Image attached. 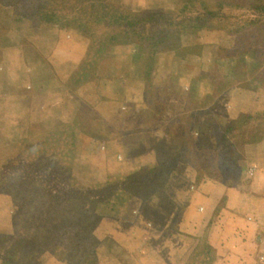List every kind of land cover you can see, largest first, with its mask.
<instances>
[{
  "label": "rangeland",
  "instance_id": "374dc122",
  "mask_svg": "<svg viewBox=\"0 0 264 264\" xmlns=\"http://www.w3.org/2000/svg\"><path fill=\"white\" fill-rule=\"evenodd\" d=\"M44 1L37 8V2L0 0V264L253 263L256 256L247 260L248 256L243 254L253 249L249 241L245 243L243 235H234L229 228H217V223L202 238L173 234L168 239L163 227L170 222L171 204L164 205L160 220L147 222L156 232L164 230L163 235L158 233V237L145 242L131 240L127 238V226L119 223L114 229L117 239L97 236L95 229L103 218L115 221L123 213L129 216V199H134L136 206L132 209L138 212L151 189H158L160 184L164 187L168 181L146 169L127 174V170L119 168L122 164L129 166L126 148L132 145L129 151L135 160L134 154L140 153L141 145L129 143V139L117 134L118 126L114 129L99 121L92 127L89 113L81 126L59 124L67 109L74 106L60 109L58 105L63 91L79 84L89 85L93 70H105L101 67L104 64L111 79L101 80L98 87L112 86L107 90L115 93L114 97L123 94L121 88L116 92L125 82L132 86V93L129 88L125 91L137 96L141 89L139 73L148 74V67L152 71L156 65L154 58L160 72L182 69L190 74L203 69L215 73L210 100L226 95L232 83L253 89L246 99L243 93L234 94L236 104L248 106V117H239L233 127L220 128L232 136V144L238 146L240 153L245 152L246 145L240 143L238 134L250 135L253 131L264 137V64L249 63L250 69L241 61L244 56L264 60V0H66L64 6L54 5L53 23H43L38 15L42 8H47V0ZM231 31L238 32L242 47L229 49L218 45ZM112 37H117V41L110 42ZM149 37L153 42L168 39L179 48L166 50L170 45L167 41L154 52L148 46L152 41L141 43V39ZM173 52L181 60L173 59L172 68L164 67V56ZM191 55L200 59H192ZM215 55L221 61L217 62ZM140 56H148L150 62L140 63ZM229 71L234 73L232 79ZM252 76H256L255 80ZM155 86L151 83L144 97L149 106H154L147 116L153 122L156 118L164 119V106L170 98L169 80L158 76ZM50 94L56 101L52 106H48ZM198 97L192 89L191 101L196 102ZM107 112L104 118L113 116L121 120L125 110ZM212 116L214 121L215 113ZM84 130L101 136L99 152L105 151L109 141V145L117 147L115 155L122 158L115 159L119 164L110 165L109 174L101 171L97 158L82 165L74 159L87 149L81 135ZM246 154L251 157L246 160L249 164L264 165V144L256 143ZM122 173L125 175L121 176ZM157 189L152 193L161 195L162 190ZM244 232H249L247 227ZM211 233L216 238L227 235L221 239L228 240L222 244L226 250L219 256L210 245L214 241ZM232 237L238 239L234 241Z\"/></svg>",
  "mask_w": 264,
  "mask_h": 264
},
{
  "label": "crops",
  "instance_id": "0c3cea01",
  "mask_svg": "<svg viewBox=\"0 0 264 264\" xmlns=\"http://www.w3.org/2000/svg\"><path fill=\"white\" fill-rule=\"evenodd\" d=\"M237 34V31L235 33L231 31L229 35H225L227 36L225 40H222L218 45L224 48L230 47L229 49L242 47L241 43L243 41ZM182 49L183 46L180 51ZM176 55L174 52L165 55L163 58L164 67L174 64L176 60L180 61L181 58L176 57ZM215 57L217 62L221 61L216 55ZM259 58L257 56H251V58L244 56L241 61L248 64L251 69V63L252 65L255 63L264 64V60ZM139 59L140 63H147L148 56H140ZM192 59H200V57L193 55ZM154 60L156 65L152 71L148 67L147 69H150L148 74H146L147 72L143 74L142 71L139 73V76H141L138 82L141 89L137 90L139 98L131 96L129 92L125 91L128 88L130 91L132 90V86L129 87L127 82L118 86L116 93H119L121 88L123 94H116V97H114L115 93L108 92L109 89H112V86L100 89L98 84L101 80L111 79V74L106 70L107 66L105 64L101 66L105 70H93L91 75L93 81L89 85L86 83L79 84L74 89L63 91V99L59 97L60 105L58 106H60V109H62V106H74V109H67L68 112L65 113L67 116L64 117L63 114V120L59 124L81 126L84 123L82 122L83 117L89 113L92 116L90 120L94 124L92 127L101 122L103 125L108 123L114 129L118 126L117 134L129 139V143L135 145L139 143L141 145L140 153L134 154L135 157L137 156L135 160L131 157L129 151L132 145L130 144L126 148L127 160L130 162L129 166L122 164L119 168L123 171L127 170V174L131 171L146 169L147 171L156 172L157 177L165 176V181L166 178L168 181L164 187L160 184L158 189L162 190L161 195H158L155 191L152 193L153 190L157 189L156 186L151 189V195L141 203L138 212H133L132 206H136V202L134 199H129L127 209L129 216L123 213V216L115 219V221L103 218L100 223H97L96 235L101 238L109 237L112 239L114 237L117 239L118 234L114 232V229L119 223L127 226L129 230L127 238L131 240L141 239L142 242H145L152 239V237H158V233L163 235L164 230L163 233L159 230L156 232L151 224L161 219L160 217L165 212L164 205L171 204L170 222L163 227L165 233L168 232L166 234L168 239H172L173 234L177 236L185 234L194 238H202L212 224L217 223V228H229L234 235H239V237L243 235L245 243L249 241V247H253V249H248L243 254L248 256L247 260L252 256H256V259L253 257V263L249 264H264V165L257 167L258 164H249L246 161L251 158L246 153L251 152L252 146L256 143L264 144V137L253 131L250 135L241 132L238 134L240 136L239 141L246 146L245 152L240 153L238 146L232 144V136H227L220 129L226 127V125L233 127L232 125L239 117H248V114H246L248 113L246 112L249 109L248 106L246 104H236L234 94L243 93V99H246L247 96L251 97V90L253 89L232 83L226 89V95H216L217 97L215 96L214 99L210 100L215 73H207L203 69L190 74L183 73L182 69L178 72H175V70L160 72L156 70L158 61H156V58ZM148 62L150 61L148 60ZM233 74L229 71L231 79ZM129 75L132 76V73ZM150 75L151 79L147 82L146 79ZM227 75L225 74L223 77L226 79ZM158 76L161 80H169L170 98L168 104L164 106L166 111L164 119L156 118V121L153 122L147 116L151 111L153 112L154 106H149L144 97L146 91L150 89L151 83L155 86ZM255 78L251 77L253 80ZM200 86L203 89L201 88V92L197 94L196 91L200 89ZM192 89L195 91V96L199 95L196 102L191 101ZM243 89L247 90L243 91ZM88 90L90 92L86 93ZM49 98L50 103L48 106H52V102L56 101H53L51 94ZM157 107L155 106V108ZM112 109L116 111L125 110V112H121V120L119 118L115 119L113 116L108 117L109 119L104 118L105 114H108L107 111ZM213 113L216 117L214 121H212ZM96 115L97 119H95ZM117 115L119 117L120 112ZM117 115L114 114V116ZM213 122L218 124L212 125ZM214 128H217V131ZM82 132V137L88 139H84V143L86 142L85 148L87 149L74 159L77 162L79 160L82 165L89 162L90 159L97 158L101 171L109 174L110 165L119 164L115 159L122 158V156L116 157L115 155L117 147L114 144L109 145V141L105 146V151L101 150L103 152H99L101 149L99 145L103 142L100 139L101 136L89 134L85 130ZM247 135L248 137H246ZM82 153L86 154L83 155ZM81 155L83 156L81 157ZM162 160L165 161L162 162ZM122 175H125V173H122ZM161 197L163 198L161 199ZM95 211L94 209L93 212L96 215ZM103 220H107V222L104 223ZM147 222L151 224H147ZM172 224L171 228L170 225ZM246 227L249 230L247 235L244 232ZM250 230H253V234ZM224 233L226 232L224 231ZM211 235L214 237V234L211 233ZM223 236L226 239L227 235L224 234ZM216 237L213 238L214 241L213 243L211 241L210 245L219 256L226 248L222 244L228 242V240L222 242V237ZM232 238L234 241L238 239ZM250 238L251 240H249ZM220 242L221 246L219 245ZM217 243L219 246H215ZM249 262H252V260H249Z\"/></svg>",
  "mask_w": 264,
  "mask_h": 264
},
{
  "label": "trees",
  "instance_id": "16d2710c",
  "mask_svg": "<svg viewBox=\"0 0 264 264\" xmlns=\"http://www.w3.org/2000/svg\"><path fill=\"white\" fill-rule=\"evenodd\" d=\"M3 1V0H2ZM14 1V0H13ZM20 1H25V0H20ZM63 1L65 2V3H63ZM99 1H102V0H99ZM26 4H28V3H32L33 4V2H37V8H39L40 7V5H44V0H26ZM67 1L66 0H47V2H46V6H47V8H42V10H43V12H38V15H40L39 17L41 18V20H42V22L43 23H53L52 21H55L54 20V17H55V13L53 12L54 10H53V8L54 7H56V6H54V5H59V4H61V5H66L67 3H66ZM102 5V4H101ZM263 11H264V8L262 9ZM47 11V12H46ZM257 12H259L260 13V11H259V9H257L256 10ZM117 38V37H116ZM115 37H112L111 39H110V42H115V41H117V40H115L116 39ZM161 39V38H160ZM142 40H144V41H148V42H150V41H152V37H149V38H143V39H141V41ZM150 40V41H149ZM169 42L170 43V45H169V47H165V49L166 50H173V49H177V48H179L178 47V45H176V46H174V45H172V43L173 42H170V40H168V39H165V40H160V42H153L152 41V45H148V46H150L149 47V49H151V50H153L154 52H156V51H158V49H160V45H163V44H165L166 45V42ZM141 43H143V41L141 42ZM144 45H145V43H143Z\"/></svg>",
  "mask_w": 264,
  "mask_h": 264
}]
</instances>
